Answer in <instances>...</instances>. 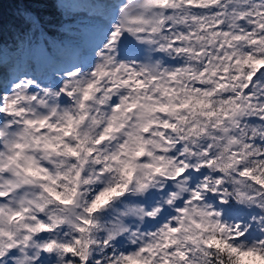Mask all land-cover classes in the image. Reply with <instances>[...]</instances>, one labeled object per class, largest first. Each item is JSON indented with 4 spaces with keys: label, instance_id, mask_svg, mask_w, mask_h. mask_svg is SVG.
<instances>
[{
    "label": "snow or ice",
    "instance_id": "1",
    "mask_svg": "<svg viewBox=\"0 0 264 264\" xmlns=\"http://www.w3.org/2000/svg\"><path fill=\"white\" fill-rule=\"evenodd\" d=\"M9 35L0 264H264V0H3Z\"/></svg>",
    "mask_w": 264,
    "mask_h": 264
},
{
    "label": "rangeland",
    "instance_id": "2",
    "mask_svg": "<svg viewBox=\"0 0 264 264\" xmlns=\"http://www.w3.org/2000/svg\"><path fill=\"white\" fill-rule=\"evenodd\" d=\"M10 49H5L4 53H2V55H3V63H5L6 61H8L12 65L14 64V67H13V71H14V69L16 67V63L13 62V61H15V59H14L15 53H13L12 51H10ZM2 65L3 64H1L0 66H2ZM7 70L9 71V74H10L9 77H10L12 75V73L10 72V69L9 68Z\"/></svg>",
    "mask_w": 264,
    "mask_h": 264
},
{
    "label": "trees",
    "instance_id": "3",
    "mask_svg": "<svg viewBox=\"0 0 264 264\" xmlns=\"http://www.w3.org/2000/svg\"><path fill=\"white\" fill-rule=\"evenodd\" d=\"M0 2H3V0H0ZM5 8H7V12L9 13V15H11L12 12L14 11L11 7H8V5H5ZM7 43H8V49H10L12 44V37L10 35L7 37Z\"/></svg>",
    "mask_w": 264,
    "mask_h": 264
},
{
    "label": "bare ground",
    "instance_id": "4",
    "mask_svg": "<svg viewBox=\"0 0 264 264\" xmlns=\"http://www.w3.org/2000/svg\"><path fill=\"white\" fill-rule=\"evenodd\" d=\"M15 62V61H13ZM1 65V64H0ZM3 67H6V70L9 68L10 71L12 72L13 71V67H14V64L12 65L10 62L6 63L3 65ZM13 73V72H12ZM3 75V69H1V66H0V76ZM10 75V74H9ZM9 77V76H8Z\"/></svg>",
    "mask_w": 264,
    "mask_h": 264
}]
</instances>
